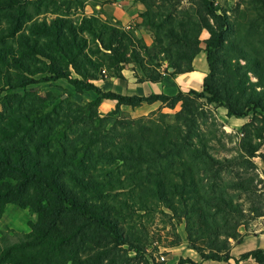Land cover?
<instances>
[{"label":"trees","instance_id":"16d2710c","mask_svg":"<svg viewBox=\"0 0 264 264\" xmlns=\"http://www.w3.org/2000/svg\"><path fill=\"white\" fill-rule=\"evenodd\" d=\"M139 1L144 5L140 21L124 27L112 17L86 14L82 0H0V218L9 203L36 215L22 240L0 248V264H102L107 243L128 244L127 232L105 200L114 184L98 174L115 162L128 168L129 183L160 201L173 195L185 204L190 193L205 192L200 173L209 171L215 179L231 159L213 156L198 131V120L206 118L201 100L224 107L233 117L259 110L264 122L262 58L246 56L231 37L233 23L226 10L215 0ZM251 1L258 13L252 20L264 16V0ZM138 26L151 32V44L136 35ZM203 31L208 71L200 90L139 96L96 84L106 77L122 78L126 57L137 82L163 77L157 69L160 56L167 75L192 71ZM136 68L146 77H139ZM38 74L46 76L37 79ZM56 79H65L78 92L94 91L96 101L114 100L118 106L160 101L169 108L180 103V109L170 123L139 118L98 129L80 105L59 103L44 112L40 97L24 90ZM57 129H62L60 136ZM259 146L246 142V156L254 157ZM163 160L168 171L157 168ZM214 193L201 194L213 209L197 216L201 225L195 229L187 222L190 247L202 261L264 264L261 248L230 256L228 239H235L236 219L243 212ZM176 264L200 263L179 258Z\"/></svg>","mask_w":264,"mask_h":264},{"label":"rangeland","instance_id":"374dc122","mask_svg":"<svg viewBox=\"0 0 264 264\" xmlns=\"http://www.w3.org/2000/svg\"><path fill=\"white\" fill-rule=\"evenodd\" d=\"M82 1H84L83 11L86 14H95L104 18L97 10L90 12L85 7L86 4L93 7L98 0ZM215 1L218 6L227 11L233 23L231 37L241 46L246 56L260 55L264 67V41H259L264 33V16L258 15L255 20H252L257 12L253 9L254 3L251 0ZM80 13L81 11H78L75 17ZM260 14H264V11L261 10ZM205 37L206 32L203 31L200 35L202 50ZM158 63L161 66L157 69L163 76L166 65L162 56L158 58ZM132 67L129 57H126L122 78L106 77L97 81L96 84L104 90L125 92L129 85L137 82L133 76ZM136 72L139 77H146V73L137 68ZM259 74L261 78H264V70ZM42 76L46 74H38L35 78ZM251 80L257 79L251 74ZM24 90L32 91L40 97L39 109H43L44 112L51 110L59 103L80 105L81 111L94 126L104 130L117 126L122 120L139 118L170 123L173 122L175 112L180 109V103H177L174 108H169L161 103L158 107V103L153 105L150 102H143L138 106H118L114 100L96 101L98 95L94 91L78 92L65 79L38 81L26 86ZM201 102L206 118L198 120V131L208 140V149L213 156L221 160L231 159V161L223 162L224 167L215 179L209 171L200 173L201 184L207 194L202 190L195 194L190 193L185 204L173 195L165 201H160L148 195L143 186L136 187L133 183H129L128 168L120 162L107 165V169L104 168L103 171L99 170L98 174H103L99 178L112 181L114 184L111 190L107 191L105 200L111 204L113 213L119 219L129 239L128 244L107 243L102 264H176L179 258H189L200 264H218V261H202L199 254L190 247L187 239V222L193 224L196 229L201 225V223L197 224V216L210 208L201 199V194L212 197L213 192L216 196L222 194L225 199H230L232 204L243 212V216L236 219L238 225H236L235 239H228L229 254L232 248L233 252L246 248L245 241L249 235H261L264 238L263 114L259 110H250L245 116L233 117L228 116L225 108L221 106L208 105L204 100ZM61 133L62 129H57L55 132L57 136ZM246 142L252 144L260 142L254 157L246 156L244 148ZM157 168L161 171L170 169L169 163L164 160L158 163ZM118 180L126 182V185L121 187ZM170 204L173 210L168 208ZM210 209L213 211L212 207ZM32 216L35 218L32 211L29 212L26 209H17V207L7 209L0 223V248L22 240L29 231L28 222L32 220ZM229 223L233 225L235 221L230 220ZM200 242L198 240L197 244Z\"/></svg>","mask_w":264,"mask_h":264},{"label":"crops","instance_id":"0c3cea01","mask_svg":"<svg viewBox=\"0 0 264 264\" xmlns=\"http://www.w3.org/2000/svg\"><path fill=\"white\" fill-rule=\"evenodd\" d=\"M85 7L88 8L90 12H93V10H97V12L104 18L112 17L118 20L124 27L134 26L136 23H138L140 21L139 13L144 10V5L139 0H98V2L95 3L93 7L90 6L89 4H86ZM135 33L136 35L142 37L147 44H149L152 41L151 32H148L145 28L141 26L137 27ZM192 65H193L192 71L184 72V73H176L173 75L165 74L157 82H151V81L134 82L133 84L129 85V88L126 89L125 92L120 91L118 93L127 94V95L147 96L151 93L154 94L163 93L166 95H174L178 91V89L182 91H188L190 89L200 90L203 77L206 75L208 71L205 60V53L203 52L202 49L194 57ZM150 103H152L153 105L158 103L157 107L163 104L160 101H154ZM10 204L12 203H9L5 206L3 214L0 218V223L1 221H3L2 219L5 216V211L11 207L14 208L17 207V209H26L29 212H31L29 208H23L17 206L16 204L13 205ZM32 214L35 215L33 212ZM35 219H36V215L35 218H33L32 216L31 221ZM10 225L13 224L10 223ZM245 246L246 248H241L236 252H233V248H232L230 251V256H232L233 258H237L239 254L246 252L248 250L256 249V248L264 249V238L261 235H252V236L249 235L245 241ZM232 262L233 259L229 260L228 264H232ZM218 264H226V263L219 262ZM237 264H258V263H256L252 259H245L239 261Z\"/></svg>","mask_w":264,"mask_h":264},{"label":"water","instance_id":"95a60500","mask_svg":"<svg viewBox=\"0 0 264 264\" xmlns=\"http://www.w3.org/2000/svg\"><path fill=\"white\" fill-rule=\"evenodd\" d=\"M168 70H169V71H171V70H172V68H171V67H169V68H168Z\"/></svg>","mask_w":264,"mask_h":264},{"label":"built area","instance_id":"2783aa9c","mask_svg":"<svg viewBox=\"0 0 264 264\" xmlns=\"http://www.w3.org/2000/svg\"><path fill=\"white\" fill-rule=\"evenodd\" d=\"M161 259H164V257H161Z\"/></svg>","mask_w":264,"mask_h":264}]
</instances>
